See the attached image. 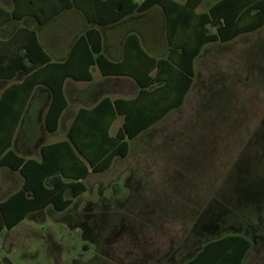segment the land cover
Returning <instances> with one entry per match:
<instances>
[{
  "label": "rangeland",
  "instance_id": "rangeland-1",
  "mask_svg": "<svg viewBox=\"0 0 264 264\" xmlns=\"http://www.w3.org/2000/svg\"><path fill=\"white\" fill-rule=\"evenodd\" d=\"M143 23L145 38L151 33L160 47V28L149 32ZM12 33L11 25L0 28V40ZM41 43L46 51H61L70 41L52 42L46 33ZM195 73L184 108L132 145L128 158L90 175L86 193L67 210L47 209L1 233L0 264H133L132 231L143 240L145 234L164 236L176 250L168 257L196 249L186 239L195 240L197 224L221 225L202 232L200 243L244 229L254 237L264 234V212L258 210L264 202V26L231 43L206 46ZM37 138L49 144L64 136L41 130ZM22 141L18 136L14 150L27 156L18 150ZM256 245L247 264H264Z\"/></svg>",
  "mask_w": 264,
  "mask_h": 264
},
{
  "label": "trees",
  "instance_id": "trees-1",
  "mask_svg": "<svg viewBox=\"0 0 264 264\" xmlns=\"http://www.w3.org/2000/svg\"><path fill=\"white\" fill-rule=\"evenodd\" d=\"M12 2L10 10L0 7V28L32 21L38 29L66 12L75 11L84 18L88 29L73 42L63 62L50 59L36 29L19 27L5 42L0 40V82L14 81L18 75L22 78L0 95V180L2 170L17 173L22 179L20 189L0 201V234L47 209L67 210L86 193L84 182L90 175L109 171L115 159L128 157L131 141L183 107L194 85V66L206 46L231 43L264 26V0H185L183 4L173 0ZM204 3L209 4L207 10L197 13ZM154 8L164 16L168 48L165 58L149 57L139 37L132 33L124 39L122 61H108L102 53L100 29L131 16L145 15ZM131 52L132 71L129 68ZM92 67L98 68L104 77L132 78L139 87L138 95L127 101L103 98L93 107L80 108L63 141L53 144H41L38 138L34 141L41 130L49 135L57 132L61 116L68 108L65 82H90ZM159 87L162 88L160 96ZM36 94L41 96L37 110L41 119L35 120L31 132L26 113ZM172 94L174 100L168 97ZM117 117H123V124L111 137L109 130ZM18 136L33 140L39 147L38 160L17 154L14 144ZM246 230L203 243H200L201 234L197 245L195 243L197 247L194 245L196 255L186 264H215L217 261L242 264L252 247L242 236Z\"/></svg>",
  "mask_w": 264,
  "mask_h": 264
},
{
  "label": "crops",
  "instance_id": "crops-1",
  "mask_svg": "<svg viewBox=\"0 0 264 264\" xmlns=\"http://www.w3.org/2000/svg\"><path fill=\"white\" fill-rule=\"evenodd\" d=\"M3 1H4V3L0 2V7L4 8L6 10H10L13 8L12 0H3ZM6 1H8V3H6ZM173 1H175L178 4H183L185 2V0H183V1L173 0ZM212 3H213V1L210 3V5ZM208 5L209 4L204 3L199 9H197L196 12L197 13L205 12L208 8ZM63 16L64 17L66 16V18H63ZM144 20L146 21V23H143L144 28H147V26L145 24L150 26L149 32H152V31L154 32V31H156V28H160L161 41H162L160 47L154 43L155 38L151 35V33H150L148 39H146L145 35L140 30V27H141L140 23L143 22ZM126 22L130 23L131 25L125 31L119 33L118 35H116V34L114 35L113 32L116 29L121 28V26L123 24H125ZM10 25L13 27V31H14L17 28H19L18 26L20 24L11 23ZM31 29H36L37 36H38L40 43H41V39L43 38V35L46 33L48 34L49 41L56 42V41L62 40V39L70 41L69 46L65 47L64 50L62 49L60 51V49H57L55 47V50L46 51L48 53L50 59L53 62H63L67 58L73 42L81 34H83V32L85 30L88 29V26L86 25L84 18L78 12L69 11V12L62 14L60 17H58L57 19H55L53 22H51L49 25H47L45 27L37 29L33 25V27H31ZM100 33L102 36V53L106 57V59L112 63H118V62L122 61V59H123L122 46H123L124 39L126 36H128L129 34H132V33L136 34L139 37L142 48H143L144 52L149 57H152L155 59H163V58H165V56L168 52L167 43H166V39H165L164 16L158 8L152 9L151 11H149L145 15H135L133 17L131 16V17L126 18L125 20H123L119 24L102 28V29H100ZM108 42H109V44H108ZM41 45H42V43H41ZM129 55H131L130 56L131 59H129V62H130L129 68L132 71V52ZM196 64L194 66V69L196 67ZM90 74L92 77V80L90 82H74L71 80H67L65 82L64 95H65V98L68 102V108L65 110V112L61 116L57 132L55 134H53V135H56V134L61 132L64 136V139H62L60 141H63L66 139V133L68 131V128H69L73 118L75 117L77 111L80 108H87L88 109L90 107H93L97 103H99L103 98H109L112 101H115V100H126V101L132 100V99L136 98V96L139 93L138 85L130 77H122V76H106V77H104L100 74L98 68H96V67H92L90 69ZM153 74L154 73H151L150 76H153ZM21 79L22 78L18 75L14 79V81H11V82L10 81H1L0 87H2V88H1L0 95L4 89L9 87L10 85L19 83L21 81ZM141 81L143 84L145 83V77L144 76L141 77ZM158 86H160V85H157L156 87H158ZM158 89H159L158 95L160 96L162 93V91H161L162 88L159 87ZM39 93H41V92H39ZM189 95L186 98L185 104L187 102ZM40 97H41L40 94L34 95L32 101H31V107H30V109H28V111L26 113L27 118H28L27 119L28 120V122H27L28 126L27 127L30 128L29 130L31 132H33L35 120H37L39 122V120L41 119V116L39 115L38 111L35 110V108L37 106H39V103H41L39 101V100H41ZM168 97L171 98L172 100H174V98H175L173 94L168 95ZM185 104L183 105V107L181 109L174 110L171 113H169L167 115V117L169 115H171L172 113L181 111L184 108ZM35 105H37V106L35 107ZM158 105H159L158 106L159 108L162 107L161 103H159ZM166 118H164L158 124L154 125L149 130L140 134L134 141H131L129 143V155H128V157L132 153V145H134L135 143H138L139 140L141 138H143L144 136H146L147 134H151L153 131H155V129H157L160 126V124ZM122 124H123V117H117L116 121L113 123V125L111 126V128L109 130V135L111 137H114L116 135L117 131L121 128ZM19 133L17 135H20ZM29 135L30 134L27 132V137ZM27 137H25V138H27ZM60 141H57V142H60ZM57 142H53V143H57ZM53 143H49V144H53ZM15 145H16V143L14 144V146ZM38 148L39 147H37V145H35V143L33 141H31V139L30 140L29 139H23V141L19 143V149L18 150L27 156L21 155L18 152H17V154L26 158V159L32 158V159L38 160L39 159L38 158ZM128 157H126V158H128ZM118 159L119 158L114 160L112 167H113L115 161ZM125 159H122V160H125ZM99 175H101V174H99ZM84 183L86 185V181ZM21 185H22V179L17 173H13V172H10L8 170H2L1 180H0V196H4V197L2 199H0V201H3L8 196H10L13 193H15L16 191H18L20 189ZM22 223H20L17 227H19ZM13 230H11V231H13ZM4 232H7V231H4ZM258 235L259 234H257L256 237H254L253 235L242 233V236H244L246 239H248L252 244L251 249L247 252L245 258L243 259L242 264H247L246 261L248 260V256L250 255V253L253 252V250L255 248L254 247L255 244H257L256 246H258L257 252H261V255L259 258L264 259V256H263L264 255V248H263L262 241H260ZM188 251H189V248H187V250L184 251L185 253H187V255H185L184 257L181 256V253H176V255H174L173 257H167V258H165V260L161 264H186L187 262L191 261L193 259V257H195V255H196L195 250H193L191 252H188ZM172 260L173 261L175 260V263ZM215 264H219V262L217 261Z\"/></svg>",
  "mask_w": 264,
  "mask_h": 264
},
{
  "label": "flooded vegetation",
  "instance_id": "flooded-vegetation-1",
  "mask_svg": "<svg viewBox=\"0 0 264 264\" xmlns=\"http://www.w3.org/2000/svg\"><path fill=\"white\" fill-rule=\"evenodd\" d=\"M262 201V202H261ZM261 201H259L258 210L259 212H264V202L261 198ZM198 225V224H197ZM194 226V228L191 230L192 232V238L195 240H187L188 242H191V246H193L196 243V240L199 239L202 232L210 233L212 229H215L216 227H220V224L213 225L212 223L205 224V227L202 228V226ZM264 223L261 225V230H263ZM150 228V227H149ZM151 229V228H150ZM135 230V229H134ZM151 233V231H149ZM158 234H145L144 240L140 238L137 231H132V263L136 264L137 262L139 264H161L165 258L169 256L170 253L174 252L175 246H168V244L165 242V237L160 236L157 237ZM260 241L264 243V234L258 235ZM183 246H181L182 249L185 248V242ZM179 247V249H181ZM190 248V247H189Z\"/></svg>",
  "mask_w": 264,
  "mask_h": 264
}]
</instances>
